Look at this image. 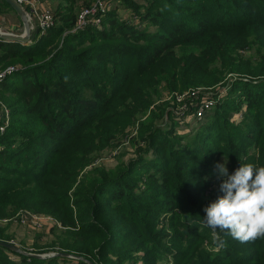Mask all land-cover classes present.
Listing matches in <instances>:
<instances>
[{
  "label": "trees",
  "instance_id": "trees-1",
  "mask_svg": "<svg viewBox=\"0 0 264 264\" xmlns=\"http://www.w3.org/2000/svg\"><path fill=\"white\" fill-rule=\"evenodd\" d=\"M40 1L53 7L51 28L29 45L0 40V70L17 68L0 83V218L50 215L59 249L36 258L0 246V264H264V238L220 232L218 246L203 221L223 195L216 164L264 166V0H121L131 18L114 8L79 30L95 0ZM220 83L183 111L161 102L163 91ZM203 96L213 107L179 134L172 120ZM122 137L132 158L100 166Z\"/></svg>",
  "mask_w": 264,
  "mask_h": 264
},
{
  "label": "rangeland",
  "instance_id": "rangeland-1",
  "mask_svg": "<svg viewBox=\"0 0 264 264\" xmlns=\"http://www.w3.org/2000/svg\"><path fill=\"white\" fill-rule=\"evenodd\" d=\"M96 1L97 0L92 2L90 5L95 4ZM105 1H106L105 6H103L104 9L100 11V14L101 13L103 14L104 12L108 13L110 11H113V9L115 8V12L119 18H123V19L131 18L132 11L123 8L121 6L122 5L121 0H105ZM134 1H140V0H134ZM49 9L51 11L53 9L51 4L49 6ZM15 19H16V22H15ZM18 19L19 18L17 17L14 11L12 12V11L4 10V12L0 13V29H1L0 33H5L4 31L12 32L7 28V26L9 25L8 22L19 24ZM19 25H20L19 27L20 29L17 30L16 32L13 31L12 33L14 35L22 36L25 34V28L22 24V21L20 22ZM29 33L31 36L32 31L29 30ZM2 41H5V40H2ZM30 43H32L31 40L25 44L29 45ZM230 76L231 75H227L226 78ZM226 85L227 83H220L214 87H209V88L203 87V88L191 89V90H194L197 92H199L200 90L201 92H205L206 90L216 91V89L220 87H224ZM189 91L190 90H185L183 92H177V94L172 97L170 95L167 96V93L163 91L161 92V98H162L161 102L165 104L166 108H169L173 105L174 98L176 99V96L179 97L181 95H184V98H183L184 100L182 102L175 100L176 110L183 111L181 109L186 108L187 101L189 100L191 102L192 100V102H194V99H195L189 96ZM205 98H208V97L206 96L200 97L198 101L200 99L202 100ZM191 111L192 113H190V115H184L182 118L179 116L178 119L172 120L175 122V124H177V127L175 126V128H177V132L178 131L184 132L183 129H186V130L188 129L187 126L185 125V122L189 121V119L191 118V115H193V113L196 111V107H192ZM193 116L195 118V114ZM231 118H232V121L237 122L240 118V115H232ZM195 119L197 121H200L203 118L202 119L195 118ZM1 121L2 119L0 118V124H1ZM8 121H9V118H8ZM135 125L129 127L126 130V134L129 133V136H130V133L132 132V134L135 135L136 134ZM191 125H194V123L189 124V127H191ZM124 138L125 137L119 138V140L121 141L120 146H116L113 149H107L101 153L100 158L98 160V164L100 166L106 168L107 170H115L117 167H120L119 164H121L122 161L125 163L127 162L128 159L132 158V156L134 155L133 154L134 149L131 146V144L127 141V139H124ZM57 224L58 223L50 215L43 214V213H33L28 210H19L11 217L0 218V227L4 228V234L7 236V240L2 241V242L16 246L21 252L27 253L29 255H39L36 253H38L41 250L42 253H40L39 256L44 257V258L52 257L54 256L55 252H58L59 248L57 246L52 247L51 242H54L55 236L50 231V229L52 228V226H55Z\"/></svg>",
  "mask_w": 264,
  "mask_h": 264
},
{
  "label": "clouds",
  "instance_id": "clouds-1",
  "mask_svg": "<svg viewBox=\"0 0 264 264\" xmlns=\"http://www.w3.org/2000/svg\"><path fill=\"white\" fill-rule=\"evenodd\" d=\"M226 164L227 159L215 166L218 176L223 177V195L204 208V223L218 246L224 244L220 232L241 243L264 238V166L241 164L229 174Z\"/></svg>",
  "mask_w": 264,
  "mask_h": 264
},
{
  "label": "built area",
  "instance_id": "built-area-1",
  "mask_svg": "<svg viewBox=\"0 0 264 264\" xmlns=\"http://www.w3.org/2000/svg\"><path fill=\"white\" fill-rule=\"evenodd\" d=\"M25 12L26 18L29 22L30 30L36 33L40 30L44 33L46 30L54 25V16L50 9L39 10V5L42 3L40 0H14ZM105 0H97L95 4L89 5L85 8L80 9L75 30L83 29L88 25H98L100 23V11L105 6ZM105 14V12L103 13ZM1 30V29H0ZM4 31V30H3ZM5 34L14 35L12 32L4 31ZM2 34V33H0ZM17 68L14 66H7L0 70V83H2L7 76L12 74ZM197 91L190 90L189 96L192 98L197 97ZM184 95L179 97L176 96V100L182 102ZM196 111L194 112L195 118L202 119L207 112L213 107V101L210 99H200L199 103L195 106ZM3 111V113H2ZM0 118L2 119L0 124V134H3L5 127L8 123L9 113L8 110L0 103Z\"/></svg>",
  "mask_w": 264,
  "mask_h": 264
},
{
  "label": "water",
  "instance_id": "water-1",
  "mask_svg": "<svg viewBox=\"0 0 264 264\" xmlns=\"http://www.w3.org/2000/svg\"><path fill=\"white\" fill-rule=\"evenodd\" d=\"M5 1L13 9V11L16 13V15L21 18V21H22L23 26L25 28V34L22 36L21 35L18 36V35H10V34H0V39L8 41V42H20L22 44H25L29 41V38H30V33H29L30 27H29V23H28V20L26 18L25 12L22 10V8L14 0H5ZM0 246L4 247L6 249L12 250L14 252L22 254V252L16 246L6 244L4 242H0ZM59 255H64V254H59ZM33 257L44 258V257H41L39 255H34Z\"/></svg>",
  "mask_w": 264,
  "mask_h": 264
},
{
  "label": "crops",
  "instance_id": "crops-1",
  "mask_svg": "<svg viewBox=\"0 0 264 264\" xmlns=\"http://www.w3.org/2000/svg\"><path fill=\"white\" fill-rule=\"evenodd\" d=\"M49 6L50 4L48 2H42L40 5H39V10H43V9H49ZM21 19V18H20ZM15 22H16V19H15ZM18 22H19V19H18ZM21 22V21H20ZM19 22V24H20ZM9 25L7 26V28L10 30V31H14L16 32L17 30H19L20 28V25L17 24V23H10L8 22ZM5 24V23H4ZM23 24V23H22Z\"/></svg>",
  "mask_w": 264,
  "mask_h": 264
},
{
  "label": "bare ground",
  "instance_id": "bare-ground-1",
  "mask_svg": "<svg viewBox=\"0 0 264 264\" xmlns=\"http://www.w3.org/2000/svg\"><path fill=\"white\" fill-rule=\"evenodd\" d=\"M2 34H5V33H2Z\"/></svg>",
  "mask_w": 264,
  "mask_h": 264
}]
</instances>
